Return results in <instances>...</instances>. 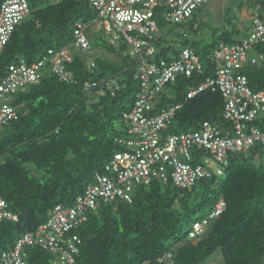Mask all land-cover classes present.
I'll list each match as a JSON object with an SVG mask.
<instances>
[{"label": "trees", "instance_id": "16d2710c", "mask_svg": "<svg viewBox=\"0 0 264 264\" xmlns=\"http://www.w3.org/2000/svg\"><path fill=\"white\" fill-rule=\"evenodd\" d=\"M6 1L0 0V8ZM28 3L30 16L17 26L0 53V82L11 65L21 60L34 64L49 50L64 48L72 49L73 59L66 69L73 82L66 83L44 68L39 83L14 96L19 119L0 128V197L18 217L0 222V258L23 235L44 224L57 205H73L94 183L96 173L104 172L113 155L123 151L118 142L128 133L123 114L131 111L140 91L138 62L127 43L113 44L100 32H92L97 13L90 0ZM202 10L187 21V27L183 23L169 29L157 18L161 35L155 41L156 60H149L171 62L183 49L191 48L204 65L202 75L179 77L161 96L157 112L182 105L167 134L194 132L205 123L231 126L223 116L224 101L218 91L207 90L187 100L190 89L214 75L215 49L221 43L241 41L235 26L221 34L219 28H212L217 35L212 44H205L201 32L190 42L188 32L199 31ZM79 23L87 26L90 53L98 51L93 61L72 47ZM243 73L255 92L264 90V66L247 67ZM112 80L119 87L110 91L105 83ZM88 82L99 85L86 92ZM263 150L256 147L230 155L223 176L198 183L203 187L198 196H194L198 184L186 190L154 182L137 188L131 203L101 205L72 232L81 240L75 264H206L218 252L222 264H264V161L257 160ZM220 199L227 204L224 213L204 235L189 239L191 225L206 218ZM25 252L27 264H54L55 256L40 248Z\"/></svg>", "mask_w": 264, "mask_h": 264}, {"label": "built area", "instance_id": "2783aa9c", "mask_svg": "<svg viewBox=\"0 0 264 264\" xmlns=\"http://www.w3.org/2000/svg\"><path fill=\"white\" fill-rule=\"evenodd\" d=\"M212 0H90L97 13L94 25H102L110 35L111 43H127L129 53L138 62L136 78L140 83L135 104L123 114L128 133L118 142L123 151L113 155L102 173H96L94 183L87 187L73 205H57L49 219L35 231L23 235L0 258V264H27L28 248H40L55 256L54 264H75L80 253L81 240L72 232L88 221L89 213L103 204L118 201L131 203L137 188L154 182L173 184L192 190L201 182L224 175L232 154L248 153L253 148L264 149V90L255 92L243 73L247 67L264 66V19L254 14L252 29L247 38L236 44L221 43L213 52L214 75L187 92V100L211 90L218 91L224 101V118L231 126L205 123L194 132L167 134L182 105L171 106L157 112L166 87L179 77L191 79L202 75L204 65L194 49H183L171 62H152L155 41L161 35L158 16L167 24L190 21ZM31 14L28 0H7L0 8V53L9 42L17 26ZM87 26L79 23L74 32L72 47L82 55L92 47L86 32ZM73 59L72 49L49 50L43 59L34 64L21 60L11 65L7 76L0 82V128L17 121L18 107L12 104L20 89L41 81L42 71L49 67L52 73L66 83L73 82L66 64ZM92 66H95L92 63ZM98 83L88 82L85 91L91 92ZM108 89L119 87L116 80L105 83ZM258 123V124H256ZM227 208L220 199L214 210L195 224L189 239L205 234L212 221ZM0 197V222L17 221ZM168 257H166L167 259Z\"/></svg>", "mask_w": 264, "mask_h": 264}, {"label": "rangeland", "instance_id": "374dc122", "mask_svg": "<svg viewBox=\"0 0 264 264\" xmlns=\"http://www.w3.org/2000/svg\"><path fill=\"white\" fill-rule=\"evenodd\" d=\"M243 0H212L211 6L209 10L211 11L212 15L211 18L205 22L203 20L198 19V24L196 26V29L199 28V31H193V33L190 32L188 34V39L191 42L193 39L198 38L200 35L199 33H204L206 36V41L205 44H212L216 38V34L213 31L212 28H219L217 32L221 34L222 31L224 30H230L232 31L235 26L238 25L237 20L240 19V16L238 15V10H239V4H241ZM226 8V9H224ZM224 14V19L226 22H222V15ZM210 15H206L205 18L209 17ZM199 17V16H198ZM204 19V17H203ZM184 26L187 27V22L184 23ZM172 25H169V29H171ZM92 32H100L104 38L110 39V35L103 29L102 25H93L92 26ZM98 34V35H99ZM176 34H173L171 37H175ZM236 37H239L238 35ZM241 38V37H239ZM182 40L185 38H181ZM103 53V52H99ZM98 55V51H92L85 57H87V60H94V58ZM152 60L155 61L156 58L153 55ZM264 161V150L262 152V155L257 158V160L260 162V160ZM0 162H3V159L0 160ZM203 187L198 184L195 189H194V196H198L202 193ZM194 225H191L193 227ZM223 259L220 256V253H216L213 257H211L206 264H222Z\"/></svg>", "mask_w": 264, "mask_h": 264}, {"label": "crops", "instance_id": "0c3cea01", "mask_svg": "<svg viewBox=\"0 0 264 264\" xmlns=\"http://www.w3.org/2000/svg\"><path fill=\"white\" fill-rule=\"evenodd\" d=\"M263 4H264V0H243L241 4H239L238 15L240 16V19L237 20V23H238L237 28L241 31L240 32L241 40L247 38V36L249 35L252 29L253 17L255 13L259 12L264 18V5ZM210 6H211V3L205 8H203L202 12L199 13L198 19L207 22L211 18L212 13L209 10ZM206 15H210V16L208 18L207 17L205 18ZM223 17H224V14L222 15L221 21L226 22V20Z\"/></svg>", "mask_w": 264, "mask_h": 264}]
</instances>
